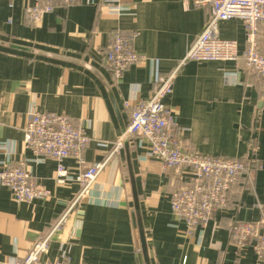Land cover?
<instances>
[{
  "label": "crops",
  "instance_id": "crops-1",
  "mask_svg": "<svg viewBox=\"0 0 264 264\" xmlns=\"http://www.w3.org/2000/svg\"><path fill=\"white\" fill-rule=\"evenodd\" d=\"M35 0H0V171L3 162L24 160L49 196L17 203L0 185V264L22 258L78 192L65 179L102 160L125 131L131 109L149 98L155 75L167 74L183 58L209 17V6L191 0H119L128 9L110 13L105 0H53L38 21L23 12ZM133 34V49L144 56L115 82L105 61L113 31ZM245 27L239 18L219 24V36L235 39L236 61L187 62L164 99L183 131L182 148L205 155L238 157L245 173L227 203L204 227L188 230L170 208L172 191L184 176L165 170L148 155L142 138L129 137L85 192V199L51 243L42 260L55 261L69 241L73 264H264L247 244L230 237L236 222L264 216V79L244 65ZM256 41L264 51V23ZM15 46L19 48H15ZM127 103V105H126ZM68 115L83 124L91 140L78 163L32 160L24 145L31 110ZM131 180L135 185V208Z\"/></svg>",
  "mask_w": 264,
  "mask_h": 264
},
{
  "label": "built area",
  "instance_id": "built-area-1",
  "mask_svg": "<svg viewBox=\"0 0 264 264\" xmlns=\"http://www.w3.org/2000/svg\"><path fill=\"white\" fill-rule=\"evenodd\" d=\"M67 5L72 0H58ZM110 13L122 15L127 7L119 0H105ZM195 6H209V17L187 52L165 75H155L154 88L149 98L134 106L124 133L117 138L106 156L82 168L75 175L65 179L78 184V192L67 203L64 211L54 219L43 234L31 245L22 258H15L11 264H73L69 260L68 241L61 243L59 256L55 261L42 260L56 236L63 232L69 218L82 205L85 192L95 182L107 162L119 153L130 136L144 140L148 155L158 160L163 169H172L184 176V184L176 187L170 196L172 214L182 221L188 230L204 227L215 212L227 203L231 188L245 173V162L238 157L211 156L195 150L182 148L184 138L173 109L166 106L164 99L170 96L175 78L187 62L236 61L239 45L235 39L219 36V24L230 18H239L245 27L244 65L264 79V51L256 41L257 24L264 23V0H191ZM53 0H35L24 9L25 18L38 21L43 14L51 12ZM133 34L113 31L108 44L105 61L112 79L121 80L123 71L131 64L144 58L132 47ZM127 105V103H126ZM24 145L32 154V160L42 162L52 158L57 162V177L65 170L64 160L73 158L78 163L82 152L91 138L83 124L73 121L68 115L49 111L31 110L24 127ZM24 160L3 162L0 171V185L10 191L17 202L44 199L49 191L35 182ZM230 237L242 247L249 244L264 263V216L254 222H236L230 227ZM81 264V263H80Z\"/></svg>",
  "mask_w": 264,
  "mask_h": 264
},
{
  "label": "water",
  "instance_id": "water-1",
  "mask_svg": "<svg viewBox=\"0 0 264 264\" xmlns=\"http://www.w3.org/2000/svg\"><path fill=\"white\" fill-rule=\"evenodd\" d=\"M0 44H5L2 41H0ZM15 48H19L17 46H15ZM131 185H132V193H133V197H134V203H135V208L136 210H138V214H139V206H138V200H137V193L135 190V185L133 183V180H131ZM139 233H140V242H141V248H142V252L144 254V259L148 264V257H147V251H146V244H145V238H144V233L142 230V225H141V220L139 218Z\"/></svg>",
  "mask_w": 264,
  "mask_h": 264
},
{
  "label": "trees",
  "instance_id": "trees-1",
  "mask_svg": "<svg viewBox=\"0 0 264 264\" xmlns=\"http://www.w3.org/2000/svg\"><path fill=\"white\" fill-rule=\"evenodd\" d=\"M244 161V160H243ZM245 162V161H244ZM245 165H246V169H247V164H246V162H245Z\"/></svg>",
  "mask_w": 264,
  "mask_h": 264
}]
</instances>
